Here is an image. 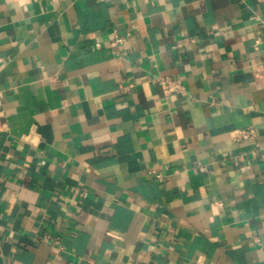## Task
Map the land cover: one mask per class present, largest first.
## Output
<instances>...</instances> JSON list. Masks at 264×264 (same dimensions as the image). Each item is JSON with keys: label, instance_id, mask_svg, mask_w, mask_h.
I'll use <instances>...</instances> for the list:
<instances>
[{"label": "crops", "instance_id": "0c3cea01", "mask_svg": "<svg viewBox=\"0 0 264 264\" xmlns=\"http://www.w3.org/2000/svg\"><path fill=\"white\" fill-rule=\"evenodd\" d=\"M88 260L264 264V0H0V264Z\"/></svg>", "mask_w": 264, "mask_h": 264}, {"label": "built area", "instance_id": "2783aa9c", "mask_svg": "<svg viewBox=\"0 0 264 264\" xmlns=\"http://www.w3.org/2000/svg\"><path fill=\"white\" fill-rule=\"evenodd\" d=\"M125 39L123 36H117L114 40V43L117 42H122ZM159 82L162 85V88L164 89L165 92L169 93L172 91H181L183 88V85L179 82L176 81L172 78L169 77H159ZM245 135H247L250 131H242ZM88 264H102L99 262H96L94 260H88Z\"/></svg>", "mask_w": 264, "mask_h": 264}]
</instances>
